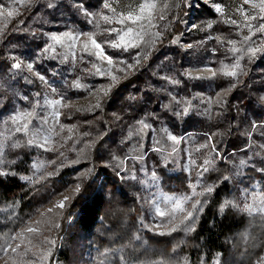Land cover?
I'll use <instances>...</instances> for the list:
<instances>
[{
	"label": "rangeland",
	"instance_id": "1",
	"mask_svg": "<svg viewBox=\"0 0 264 264\" xmlns=\"http://www.w3.org/2000/svg\"><path fill=\"white\" fill-rule=\"evenodd\" d=\"M3 2L6 7L18 10V13L25 7H31L33 5V2L31 4H19L16 0H3ZM49 2L50 0H46L47 4ZM51 2H53L56 7L50 9L58 13L60 18L64 20L61 21V24L67 26V28L61 32H56L47 30V27H45V29L41 27L42 30H40L39 28H35V23L30 24L28 29L29 33L34 32L41 37L39 43L41 47L37 50V53L46 43H51L49 36L43 35L42 33L54 32L60 34L66 30L73 31L74 34L89 32L81 31L80 29L73 30L67 19L65 20L64 5L70 4L72 6L73 0H51ZM103 2L104 0H89V3H87L88 9L93 13V16L90 18L93 22L89 25L92 26L95 31L91 32L96 40L98 36L100 39H103V41L118 39L119 32L109 34L107 30L116 28L122 31L129 25H120L115 21L111 24L104 22L98 14L103 13L111 15V13L101 7ZM109 2H111V0H109ZM142 2L143 0H116L113 6L116 7L117 12H127L129 10H135L139 3ZM151 2L155 3L156 7L152 12L151 24L147 22L144 23L142 39L139 41L140 46L127 51H133L134 55H132L131 58H120L119 60L126 61L127 63H134L133 57L138 54L141 62L131 70L125 69V72H121L119 69L125 67L123 63L114 61L113 65L109 66L106 61H100L95 56L84 55V60L81 61L80 56L83 54L79 51V45L77 46V56L75 60H73L66 48L62 49L57 45V52L68 54L69 60L63 61L62 58L59 57L56 60H42L40 62L43 64L39 66L41 72L48 74L47 79L52 86L57 89L56 93L48 91L47 86L41 88L38 82L28 84L27 81L23 80L22 76L13 78L7 73L0 75V99L3 101V103H0V144L4 145V153L0 155V162H2L0 163V171L6 170L4 167L6 150L10 145L17 144L15 135L19 134L24 136L27 142L32 140L33 144H28L37 151V156L32 163L34 171L32 175L27 176L28 179L23 177V181H41L52 175L53 171H58L59 169H65L66 172L69 171L73 177V179H71L73 182L59 193L51 203L41 209L24 227L19 235V237H23V243H21V240L18 238L12 247L15 248L16 244L20 243V248L16 249L15 252L10 249L9 253L0 260V264H6V262L7 264H65L59 261L58 256L62 247L63 237L59 240L55 255H52L54 244L50 242L55 240V232L58 228L56 225H59L61 214L71 200L66 203L63 209L55 208L54 205L57 201L63 199L64 196H72L73 193L71 189L75 184L80 183L82 185V181L86 180L87 177H81L80 173H87L88 176L91 172H89L90 167L88 168L84 166V164H88L91 160L93 148L95 147L93 141L96 142L97 139H91L93 136L92 134L84 133L82 130V123L79 122L77 124L80 118H74L73 116L75 114L81 117V120H84V118L95 114L98 108L92 106L96 104L97 99H99L101 104L104 98L108 96L116 86L131 76L134 70L148 58L157 41L161 38L159 28L162 23L167 21L172 15H175L179 8L184 5L181 0H151ZM189 2H193V6L190 9L188 8V18L182 23L185 31L175 38L174 44L180 47L182 51L187 53L190 57L195 58L197 63L194 64V66L188 67L183 72L188 71L193 75L199 74L211 77V72L207 71V69H212L217 72V76L200 80L188 79L194 82H206L208 84V86H206V91L194 92L190 97L180 98L179 92L177 91L178 84L168 83L160 77L171 76L175 80L176 78L171 74L165 73L161 66H156L152 70L157 77L166 84L167 91L165 92L168 98L164 103L169 105L167 109L168 114L179 123H183L187 118H192L195 123L191 131L186 134H176L168 125L167 119L161 118L159 122L155 120L152 121L150 115H145L141 118L138 117V119L131 120L127 122V124L126 120H124V127L122 128V126L118 125L121 120H115L117 114L114 115V113H111L112 127L115 130L118 129L121 132L119 133L121 136L119 140H117V150H113L112 154L108 156L106 160L103 157L105 161L102 166L108 164V167H104L111 170L123 187L134 192L136 198L139 200L143 209L140 221L142 230L153 234H157L158 232L173 234L178 230L188 229L191 222L185 221L181 223L183 216L187 211L192 210L191 204L195 202V200L199 199L203 205L205 200L204 197L206 196H197L194 195L193 192L199 193L203 191L205 186L215 184L214 181L212 182L208 179V174L225 162L228 163V172H230L228 175V177H230L228 182L232 183L236 191L238 190L239 192L238 206L242 208L245 204H248L254 209L257 208V206L264 207V175L257 172H255V174L249 172L253 170L250 167L253 161H259L261 158H264V148L260 147V144H264V140L258 141L252 147L247 148V154L239 150L229 153L227 158H224L222 154L220 157H217L212 148V145H215L213 138L219 133L216 126L223 118L226 104L228 105V103L221 104L219 102L217 93L226 89L231 82L237 84L242 82L245 76H247V79H250L248 81L249 86H252L253 89L251 92V99L254 100V110L252 112H247L246 115L243 112L238 125H233V130L234 128L246 129L245 124L250 121H264V105L257 102V99L264 95V51L257 53V55L252 58L244 52V49L252 45V41H255V45L264 47V35L257 33L252 37L251 41H244L243 37L248 34V29L237 28V26L225 22L229 17L243 22V17L235 14L236 8L243 3V0H208L207 4L203 3V0H189ZM255 2H258V0H255ZM214 3L221 4L224 8L223 15L213 10L211 5ZM245 8L249 9V14L251 15L250 5H245ZM82 16L85 18L84 15ZM15 17L16 16L12 18L0 17V32L3 33L9 22ZM160 17L164 18L161 19ZM252 23L258 24L260 21H252ZM193 24H197V27L189 31V26ZM209 24H211V27H208ZM132 27L136 29L138 26ZM157 33H159V35H157ZM208 37H211V39ZM229 40H235L236 44H228L227 42ZM189 43L193 45L192 48L185 47V45ZM89 46L91 47L90 41ZM232 47L239 48L241 51L233 53L230 51ZM114 50L120 51L117 49ZM121 51L123 50L121 49ZM23 57L26 61L31 60L27 56ZM237 62L239 63V67L234 69L233 66ZM93 63L108 74L103 76L99 74L94 75L93 73H95L96 70L92 68ZM225 65H227L226 68ZM85 69H91V71H85ZM109 69L110 71H108ZM222 70H236L238 76H225ZM20 75L30 74L26 71H21ZM112 75L118 78V82L114 83L111 80ZM220 77L224 80L220 81ZM77 79L81 87L76 88L75 86H70L72 82ZM229 80L231 82H228ZM219 82H221L222 87L218 89L216 85ZM62 88L65 89V91L76 92L78 95H65L61 90ZM106 88H109V91L107 95H104V90ZM233 89L228 91L223 99L227 101ZM37 91L41 93L38 99L41 101L45 110L41 111L40 107H36L35 114L40 117H48L49 123L41 127L39 126V121L36 119V116H34L29 118L31 123L29 124L27 133L15 132L14 129L16 125L11 123L9 117L15 115L17 111H32L31 101L33 97L29 96V101H22L21 98L24 95L34 94ZM169 92L172 94V97H175V100L181 101L179 106L176 104L175 100L169 97ZM61 97H63L61 104L70 101L68 107L58 105L56 108H53L50 103H44L45 100L52 101L61 99ZM178 107H188L189 116L180 120L173 116L171 113L177 110ZM63 110H67V119L63 121L62 114L56 119L52 118L51 114L53 112L59 111L62 113ZM255 113L258 114L255 115ZM57 119L58 123L56 122ZM139 119H143L144 123L151 125V127L144 128L136 122ZM61 125L65 126L63 131L60 130ZM83 126L91 129L92 123H83ZM69 128L71 131H69ZM163 128H167L168 132L177 135L178 138L183 137L180 143L173 145V142L167 139V134L162 131ZM225 128H227L228 131L232 130L230 123H227ZM153 129H155V132ZM57 133H59V135H57ZM128 133H131V135L129 136ZM236 133H238L239 138L244 140V147L246 137L242 136L239 131H236ZM69 136L71 139L68 138ZM45 137L48 138L46 142ZM209 137H211V143H209ZM155 141H159V144H156ZM40 143H44L45 147H39L38 144ZM205 143H209V147H199L201 144ZM150 146L153 148L159 147L161 151H149ZM173 147H175V151H173ZM101 150V154L106 152H101ZM105 150L107 149L105 148ZM256 153H259V155H256ZM101 154L97 157H102ZM140 157H142V159ZM249 158H251V160H249ZM242 159L248 161V164L243 166L240 165L239 162ZM193 160H195L194 165L191 163ZM205 160L210 161L207 165L209 170L203 173V176H199L201 165H203V161ZM73 161L78 162L73 163ZM259 163L264 165V161H260ZM259 163H257V167L261 166ZM81 164L83 166H81ZM118 168L127 170L121 173L122 177L126 176L127 178L120 179L113 171V169ZM153 171H155L157 177L155 180L152 176ZM164 174L174 178L183 174L187 183V191L183 190L176 194L165 192L162 186L165 180ZM133 176L135 177L134 179L132 178ZM223 176L227 175L223 174ZM101 181L102 179L99 180V183ZM193 185H195L194 189ZM185 196L190 197V199L183 204L184 212L176 211L173 213L171 202L164 200V197L183 198ZM49 207H53V212H47ZM156 207H159L166 215L164 217L157 215L155 213ZM42 212L45 213V215L41 216ZM201 212L202 211L199 212V215ZM169 213H171V215H168ZM254 214H262L264 216V212L260 211H253L250 213V215ZM37 220L40 221L38 225L35 224ZM71 222L72 220L69 221V224H71ZM157 225L158 227H156ZM175 225H179V227L176 231L172 232L171 229ZM29 226L37 227L38 231L35 233H28L26 229ZM52 228L55 229L54 234L48 235L47 231L52 230ZM67 234L69 237L72 233L68 231ZM75 235H72L73 237L70 239V246L68 248L70 251V253L68 252L70 260L68 264H93L94 248L90 240L85 234L77 232Z\"/></svg>",
	"mask_w": 264,
	"mask_h": 264
},
{
	"label": "trees",
	"instance_id": "2",
	"mask_svg": "<svg viewBox=\"0 0 264 264\" xmlns=\"http://www.w3.org/2000/svg\"><path fill=\"white\" fill-rule=\"evenodd\" d=\"M85 2L87 5L89 0ZM64 11L65 20L73 30L95 31L70 4L64 5ZM188 11L182 5L175 15L162 23L159 28L161 38L148 58L104 98L95 114L84 120L74 114V118H80L77 124L82 123L83 132L93 135L91 139L105 131L107 135L103 139H96L91 160L84 164L90 167L91 172L82 181L83 191L62 212L56 232L53 228L47 231L48 235H53L54 232L56 234L52 255H55L59 240L63 237L58 254L60 262L69 263L70 239L77 232L85 234L90 240L94 248L93 264H216L217 257L220 264H256V260L264 256V216L240 211L238 190L232 183L223 181V174L228 176L230 173L227 162L208 174V179L215 184L219 182V187L213 194L204 197V202L207 203L203 204V211L196 220L195 231L183 229L164 236L142 230L140 221L143 209L139 200L134 192L123 187L111 170L102 166L113 150H117V140L121 136V132L112 127L111 113L120 117L115 120L122 121L118 123L122 128L124 120L127 124L138 117L156 113L160 119H167L168 125L176 134L191 131L195 123L192 118L179 123L167 110L160 107L168 98L167 93L160 90L162 87L166 88V84L152 70L161 66L165 73L180 80L177 89L180 98L206 91V82L190 81L181 75L197 61L174 44L175 38L185 31L182 23L188 18ZM20 19L24 21L23 24L17 23ZM61 21L64 20L58 13L47 7L46 0H34L31 7L22 9L9 22L3 35H0V75L10 67L8 53L17 52L31 60L36 57L37 50L41 47V37L29 33L30 24L35 23V28L40 30L41 27H47V30L61 32L67 28ZM23 28H27V32L22 31ZM97 40L103 42L99 36ZM104 50L116 62L120 58H131L134 55L133 51H115L107 45ZM219 80L224 79L220 77ZM249 80L245 76L242 82L237 83L227 100L223 118L216 126L219 133L214 136L213 142L223 156L243 148L244 140L238 137L233 125H238L243 112L246 115L254 110V100L251 99L253 89L249 86ZM216 87L221 88V82ZM61 90L65 95H78L63 88ZM130 96H135L136 100L130 101ZM61 114L63 121L67 119V110H63ZM88 122L92 123L91 129L83 126V123ZM226 122L230 123L231 131L225 128ZM15 139L16 146H9L4 159L5 169L15 172V175L0 177V260L9 253L11 248L7 246L11 244L13 247L24 227L38 212L73 182L72 174L65 169L53 171L52 175L41 181H23V177L32 175L34 171L32 163L37 151L28 144L24 136L17 134ZM100 150L106 152L101 154ZM99 154L102 157H97ZM249 172L255 174L254 170ZM163 176L165 180L162 186L165 192L176 194L187 191L183 174L175 178L165 174ZM100 179L102 181L99 183ZM225 203L232 206L221 211ZM68 231L72 233L69 237ZM14 237L17 239H13Z\"/></svg>",
	"mask_w": 264,
	"mask_h": 264
},
{
	"label": "snow or ice",
	"instance_id": "3",
	"mask_svg": "<svg viewBox=\"0 0 264 264\" xmlns=\"http://www.w3.org/2000/svg\"><path fill=\"white\" fill-rule=\"evenodd\" d=\"M16 2L19 4H31L33 0H16ZM115 2L116 0H111V2H109V0H104L101 7L103 9H106L109 13H111V15L103 14V13H99L98 15L104 22L109 23V24L115 21L116 23L120 25H129L122 31L116 28H111L107 30L109 34L119 32L120 34L118 35V39L105 40L103 42H98L95 39L91 31L85 32V33H79V34H74L73 31H70V30H66L60 34H56L54 32L53 33H42L43 35L49 36L51 43H46V45L39 50V52L37 53L36 57L33 60L26 61L24 57L21 56L17 52L8 53L7 58H8V61L10 62V67L8 68L6 73L9 76H12L13 78H15L16 76H19V77L22 76L23 80L27 81L28 84H33L34 82H38L41 88L47 86L48 91L52 93H56L57 89L53 87L52 84L47 79L48 74L41 72L39 70V66L43 64L40 62L42 60H56L58 57L62 58L63 61L69 60L68 54L57 52V47H56L57 45H59L62 49L66 48L68 53L73 58V60H75L77 56V46L79 45V51L80 53L83 54L80 56L81 61L84 60V55L95 56L98 60L106 61L107 65L112 66L114 63V58L113 56H110L105 52L104 50L105 45H107L110 48L117 49V50L122 49L124 52H127L129 49L138 48L140 46L139 41L142 39V30H143L144 23L147 22L148 24H151L152 12H153V9H155L156 7L155 3L151 2V0H143V2L139 3L138 7L135 10H129L127 12H123V11L117 12L116 7L113 6ZM181 2L184 4L185 7L189 9L193 6V2H189V0H181ZM207 2L208 0H203V3L207 4ZM245 5H250L251 12H252L251 15L249 14V9L245 8ZM72 6L78 12H80L82 15L85 16L89 24L93 22L90 19L93 16V13L88 9L85 0H73ZM196 6H199V5H196ZM47 7L54 8L56 7V5L50 0V2L47 4ZM211 7L216 13H219L221 15L224 14V8L221 6L220 3H214L211 5ZM18 14H19L18 10L14 8L6 7L3 0H0V17L12 18L14 16H17ZM235 14L242 16L243 22H240L237 19H232L231 17H229L225 22L230 25H235L237 26V28H247L248 34L243 37L244 41H251L252 37L255 36L257 33H261L262 35H264V0H258V2H255V0H243V3L236 8ZM160 18L163 19L164 17H160ZM252 21H260V23L253 24ZM17 23L23 24L24 21L20 19L17 21ZM132 26H138V27L134 29V27ZM196 27H197V24L190 25L189 31H191L192 29ZM208 27H211V24H209ZM22 31L27 32V28H23ZM32 34L34 35L35 33L33 32ZM0 35H3V33L0 32ZM157 35H159V33H157ZM208 38L211 39V37H208ZM89 41L91 42V47L89 46ZM227 43L230 45H235L236 41L229 40ZM253 45H255V41H252V45H249L246 49H244L245 54L249 55L250 58L255 57L257 53L264 51V47H262L261 45H255V46ZM185 47L192 48L193 45L189 43V44H186ZM230 51L233 53H237V52H240L241 49L232 47ZM133 60H134V63H127L126 61H119L120 63H123L125 65V67L120 68L119 71L125 72V69L131 70L134 67L138 66L141 62L138 57V54L137 56L133 57ZM226 67L227 65H225V68ZM238 67H239V63L237 62L233 66V68L235 69ZM92 68L96 70L95 73H93L94 75L99 74L103 76L105 74H108L107 72L102 71L101 68L97 67L95 63L92 64ZM21 71H26L30 75H20ZM85 71H91V69H85ZM108 71H110V69ZM207 71L211 72V77L217 76V72L215 70L207 69ZM181 75L184 76L186 79L200 80V79L211 78V77H207V76H203L199 74L193 75L191 72H188V71L182 72ZM223 75L229 76V77H237L238 73L236 70L223 71ZM160 78L166 80L168 83H171V84L181 83L180 80H175L171 76H161ZM111 80L114 83L118 82V78L115 75L111 76ZM70 86H75L76 88L81 87L78 79L73 81L72 85ZM236 86L237 84L233 82L230 85H228L226 89L217 93V98L221 104L227 103V101L223 99L224 96L227 94L228 91L235 88ZM160 90L167 91V89L163 87ZM108 91H109V88H106L104 90V95H107ZM40 95L41 93L37 91L34 94L31 93L30 95H24L21 98L22 101H29V96H32L33 99L31 101V106L33 110L27 111V112L17 111L15 115H11L9 117L11 123L16 125L14 129L15 132L27 133L29 130V124L31 123V120L29 118L36 116L35 108L40 107L41 111L45 110L43 105L41 104V101L38 99ZM168 95L173 100H175V97H172V94L170 92L168 93ZM62 99L63 97H61V99H56L52 101L45 100L44 103L45 104L50 103L53 108H56L58 105L63 106V107H68L70 104V101L61 104ZM129 99L130 101L134 102L136 100V97L130 96ZM175 102L178 106L181 104L180 100H175ZM257 102L261 105H264V95L260 96L257 99ZM0 103H3L2 99H0ZM92 107H95V108L101 107L99 99H97L96 104H94ZM160 107L167 110L169 108V105L162 104L160 105ZM171 114L175 116L178 120H180L182 118L189 116V108L188 107H182V108L178 107L177 110L173 111ZM60 115L61 113L59 111L53 112L51 114L53 119L58 118ZM147 115L151 116L152 121L153 120L158 121V122L160 121V117L156 115V113H150ZM116 118L118 120L120 119V117L118 116ZM36 119L39 121V126L41 127L49 123V119L46 116L45 117L36 116ZM56 122L58 123V119ZM136 122L142 125L144 128L151 127V125L144 123L143 119H139ZM245 125H246V129L237 128L236 131H239L242 136L246 137L245 146L241 148L240 151H243L247 154V148L252 147L258 141L264 140V121H250ZM64 127L65 126L61 125L60 130L63 131ZM69 131H71L70 128H69ZM153 131L155 132V129H153ZM162 131L167 134V139L172 141L173 145L179 144L181 139L183 138V137L178 138L177 135H174L171 132H168L167 128H163ZM57 135H59V133H57ZM105 135H107V131L100 133L97 139H103ZM128 135L130 136L131 133H128ZM68 138L71 139L70 136ZM47 139L48 138L45 137V142L47 141ZM208 139H209V143H211V137H209ZM28 143L31 145L33 144V141L29 140ZM93 143H95V141H93ZM155 143L159 144V141H155ZM209 143L201 144L199 147L207 148L209 147ZM15 146H16L15 144L11 145V147H15ZM38 146L41 148H44L45 144L40 143L38 144ZM260 147L264 148V144H260ZM212 148L215 151L216 156L220 157L221 152L216 150V147L214 144L212 145ZM48 150H51V149H48ZM149 151L159 152L161 151V149L159 147L153 148L150 146ZM173 151H175V147H173ZM3 153H4V145L0 144V155H3ZM228 155H229L228 153H225L224 158H227ZM256 155H259V153H256ZM140 158L142 159V157ZM249 160H251V158H249ZM260 161H264V158H261L259 161H253L250 167L255 172L264 175V165H261L259 163ZM76 162L78 161H73V163H76ZM13 163H15V161H13ZM191 163L194 165L195 160L191 161ZM209 163H210L209 160L203 161V165H201V171L199 172V176H203V173L209 170L207 167ZM239 163L240 165L243 166V165L248 164V161H245L242 159L240 160ZM257 163H259L261 166L257 167L256 166ZM104 166L108 167V164H105ZM90 171L91 169H89V172ZM113 171L120 177V179L127 178L126 176L122 177L121 175L122 172L127 171L126 169L118 168V169H113ZM10 175H15V172L6 171V170L0 171V177H7ZM80 176L86 178L87 173L81 172ZM152 176L154 180L157 179L155 171H153ZM132 178L134 179L135 177L133 176ZM25 179H28V178L25 177ZM229 179L230 177L223 176L224 182L228 181ZM218 187H219V182L213 185H207L203 188V191L199 193L193 192V194L197 196H203V195L210 196L215 191H217ZM194 188H195V185H193V189ZM71 191L73 193L72 196H67V195L64 196L63 199L55 203L54 207L63 209L67 202L74 199L76 196H78L83 191L82 185L80 183L75 184V186L71 189ZM189 199L190 197H187V196L183 198L164 197V200L171 202L173 213L176 211L184 212L183 204L185 201ZM204 203H207V201H205ZM231 206L232 205L225 203L224 205H222L221 211H223L224 208L231 207ZM191 209L192 210L187 211L186 214L183 216V220H181V223H184L185 221H190L191 223L187 230L195 231L194 225L196 224V220L199 216V212L203 211V205L201 204V201L199 199L195 200V202L191 204ZM240 211L246 212L249 214L252 213L253 211L264 212V207L257 206V208L254 209L251 205L245 204L242 208H240ZM47 212L48 213L53 212V207H49L47 209ZM155 213L159 215L160 217H164L166 215V213L162 211L159 207L155 208ZM43 215H45V213L42 212L41 216ZM168 215H171V213H169ZM39 223H40L39 220L35 221V224L38 225ZM56 226L59 227V225H56ZM156 227H158V225ZM178 227L179 225H175L174 227H172L171 231L172 232L176 231ZM26 231L28 233H35L38 231V228L29 226L27 227ZM157 234L165 235V234H170V233L158 232ZM13 239H17V238L14 237ZM19 239L21 240V243H23V237L20 236ZM50 243L55 244V241H51ZM20 246L21 244L18 243L16 244L15 248H12L11 244H9L7 247L11 248V250L15 252L16 249L20 248ZM216 264H220L219 257H217ZM256 264H264V256L259 257L256 260Z\"/></svg>",
	"mask_w": 264,
	"mask_h": 264
}]
</instances>
